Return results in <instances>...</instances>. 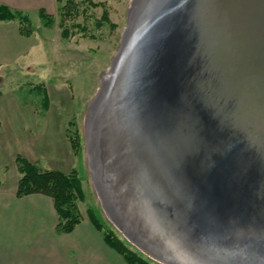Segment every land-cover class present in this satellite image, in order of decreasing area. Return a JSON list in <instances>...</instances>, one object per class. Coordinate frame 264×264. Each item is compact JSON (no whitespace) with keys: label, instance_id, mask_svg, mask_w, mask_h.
I'll list each match as a JSON object with an SVG mask.
<instances>
[{"label":"water","instance_id":"obj_1","mask_svg":"<svg viewBox=\"0 0 264 264\" xmlns=\"http://www.w3.org/2000/svg\"><path fill=\"white\" fill-rule=\"evenodd\" d=\"M110 70L86 145L117 229L158 264H264V0H133Z\"/></svg>","mask_w":264,"mask_h":264},{"label":"rangeland","instance_id":"obj_2","mask_svg":"<svg viewBox=\"0 0 264 264\" xmlns=\"http://www.w3.org/2000/svg\"><path fill=\"white\" fill-rule=\"evenodd\" d=\"M60 1L51 15L53 24L48 28L43 27L38 14L28 16L36 32L31 40L36 47L30 48L28 56L19 55L14 45L9 53L11 60L0 64L1 122L7 126L21 119L23 127H27H24L26 133L19 137L21 146L37 148L41 159L31 164L38 169L64 174L75 171L84 196L83 201H77L82 220L89 218L88 211L93 212L104 230L114 231L148 258L122 235L106 214L94 184L86 145L89 109L120 48L133 0H92L105 2L113 29L100 22V7L93 8L83 0H72L78 12L63 18L60 9L67 0ZM73 24L84 30L72 28ZM63 26L70 31L66 38L61 35ZM44 92L48 98L46 108ZM76 137L79 147L74 151L70 141Z\"/></svg>","mask_w":264,"mask_h":264},{"label":"crops","instance_id":"obj_3","mask_svg":"<svg viewBox=\"0 0 264 264\" xmlns=\"http://www.w3.org/2000/svg\"><path fill=\"white\" fill-rule=\"evenodd\" d=\"M56 4V0H0V5L27 16L37 15L41 9L52 15ZM34 38L35 35L20 36L15 21H0V64L11 60L9 53L14 45L19 55L28 56L30 48L36 47L31 42ZM1 119L0 116V264H126L104 243L88 219L70 233L57 234L58 216L49 197H16L20 176L15 157L21 155L30 163H38L41 158L37 148L21 146L19 137L27 129L21 119L7 126Z\"/></svg>","mask_w":264,"mask_h":264},{"label":"trees","instance_id":"obj_4","mask_svg":"<svg viewBox=\"0 0 264 264\" xmlns=\"http://www.w3.org/2000/svg\"><path fill=\"white\" fill-rule=\"evenodd\" d=\"M60 3V0H56ZM93 8L100 7L102 13L100 22L114 26L109 21V16L105 9V2L94 3L92 0H83ZM78 6L72 0H67L65 5L60 9L63 18L66 16L77 14ZM38 17L42 22L43 27L48 28L53 24V18L43 9L39 10ZM0 21H15L18 27L20 36L28 38L31 37L35 30L31 25L30 19L22 12L12 10L4 5H0ZM72 28L83 31L84 28L78 24H73ZM62 37L66 38L70 35V31L63 26ZM48 105V98L44 92V106ZM79 138L76 137L70 141L72 149L78 150ZM15 164L19 173L17 181L16 197L21 198L28 195L40 194L49 197L52 200L54 209L58 216V222L55 227L57 234L70 233L82 221V216L77 208V201H83V192L81 189L80 180L75 173L71 171L69 174H64L55 170H40L34 164H31L23 157L17 155L15 157ZM88 219L92 226L100 233L104 243L117 253L126 264H154L150 259L143 256L133 247L126 244L118 235L112 230H104L99 223L94 213L88 211Z\"/></svg>","mask_w":264,"mask_h":264},{"label":"bare ground","instance_id":"obj_5","mask_svg":"<svg viewBox=\"0 0 264 264\" xmlns=\"http://www.w3.org/2000/svg\"><path fill=\"white\" fill-rule=\"evenodd\" d=\"M111 75V70H109L108 74L106 75V77L104 78V81H102V84L107 81L110 78ZM184 136H185V132H183ZM185 140V139H184ZM173 154H175L174 152L171 154V156H173Z\"/></svg>","mask_w":264,"mask_h":264}]
</instances>
